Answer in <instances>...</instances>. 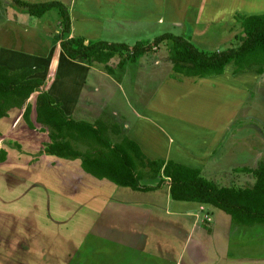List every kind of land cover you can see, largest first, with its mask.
Here are the masks:
<instances>
[{
	"label": "rangeland",
	"instance_id": "obj_1",
	"mask_svg": "<svg viewBox=\"0 0 264 264\" xmlns=\"http://www.w3.org/2000/svg\"><path fill=\"white\" fill-rule=\"evenodd\" d=\"M21 1H57L66 8L72 3ZM188 1L190 7L184 11L190 21H185L195 24L197 8L193 9ZM207 4L212 6L210 12L215 13L217 21L203 18L195 26L138 21L124 24L121 29L117 24H108L103 40L130 48L110 62L115 73L108 75L103 66L88 68L86 59L74 61L64 55L60 47L64 36L62 17L57 8L36 18L16 0H0V66L12 71L42 67L44 72L36 75L44 80L41 90L64 106L69 117H85L92 123L102 114H110L116 122L125 121L144 138L150 158L156 157V152L170 158L177 156L179 163L193 168H200L205 159L201 170L206 179L223 187H251L254 176L235 169L255 168L264 161V71L259 72L258 66L246 70L251 84H257L247 91L253 97L246 100L242 95L243 99L236 95L226 98L228 91L217 92L212 86L198 94L181 88L169 92L165 87V72L171 63L167 45L139 61H131L138 42L154 45L155 39L165 33L182 36L204 52L239 47L244 37L240 24L236 21L225 25L218 14L223 11L221 5L211 0ZM230 5L232 2H226L225 8ZM160 54L163 61L157 71L151 61L156 56L151 55ZM120 62L126 65L120 67ZM226 70L219 80L227 86L221 89L245 93L244 76L233 74V64ZM158 86L161 88L157 91ZM37 96L35 93L29 100L34 108ZM23 113V109H14L8 119L0 120V150L8 156L0 162V264H122L124 253L133 256V264H147L146 257L156 253L170 255L167 260L180 255L185 237L164 220L173 217L168 213L172 209L190 208L186 205L189 202L172 200L165 209V186L151 192L134 191L86 173L80 159L45 156L50 129L36 122L35 112L31 116L35 129H30ZM127 133L122 130V135ZM212 147L216 152H209ZM159 181L147 178L141 183L156 186ZM208 210L215 213L216 220L219 218V225L214 222L216 241L204 246L208 257L202 264H264V225L247 226L246 233L241 229L234 233L229 229L231 217L227 213L211 205ZM212 228L204 230L208 233ZM231 234L229 253L225 245ZM192 249L189 245L183 251V264H195L190 257ZM86 251L91 254L85 255Z\"/></svg>",
	"mask_w": 264,
	"mask_h": 264
},
{
	"label": "trees",
	"instance_id": "obj_2",
	"mask_svg": "<svg viewBox=\"0 0 264 264\" xmlns=\"http://www.w3.org/2000/svg\"><path fill=\"white\" fill-rule=\"evenodd\" d=\"M16 4L36 18L57 8L62 17L64 36L60 47L64 55L74 61L86 59L92 67L103 66L108 75L115 73L110 62L130 49L123 43L70 37V13L60 2L30 3L16 0ZM235 20L244 33L241 45L237 48L204 52L182 36L165 33L155 39L154 45L145 46V43L138 42L131 61L136 62L146 53L167 45L170 47L169 60L173 71L185 77L223 75L230 64H233L236 73H243L254 66L260 67L259 72L262 73L264 15L237 14ZM124 65L123 62L119 63L120 67ZM43 72L42 67L12 71L0 66V120L8 117L13 109H23L24 121L30 129H35L31 120L34 107L29 100L38 93L36 122L50 129V141L45 144L44 153L65 160L80 159L86 173L134 191L151 192L160 189L169 180L170 196L174 201L214 206L227 213L232 222L239 226L264 225V161H260L255 168L235 169V172L254 176L252 187H223L203 177L200 169L172 160L148 159L134 140L122 135V126L110 117L102 115L94 123L69 117L51 94L41 90L44 80L36 75ZM77 146H83L86 150L82 151ZM6 159L7 152L0 150V162ZM147 178L160 181L156 186H144L141 182Z\"/></svg>",
	"mask_w": 264,
	"mask_h": 264
},
{
	"label": "crops",
	"instance_id": "obj_3",
	"mask_svg": "<svg viewBox=\"0 0 264 264\" xmlns=\"http://www.w3.org/2000/svg\"><path fill=\"white\" fill-rule=\"evenodd\" d=\"M208 1L209 0H191V3L193 4V9L194 7L197 8V13L195 14V17H196L195 24L193 22H190V23L187 22L188 26H192V25L195 26L196 24L198 25L200 21L203 20V18L205 19L208 17L211 18L209 22H211L212 20L217 21L218 17L214 15L215 13L210 12V11H213V8L212 6L207 4ZM211 1L213 2V4L221 5V8L223 11L219 12L218 14L220 15V17H222L221 19H223L225 25L229 23H235L236 22L235 16L237 14L246 15V16L264 15V0H211ZM71 2H72L71 5L67 7L70 13L71 22H72L70 37L84 38L87 41L103 40L105 33L109 31L107 29V26L110 23H113L115 25L117 24L119 27L117 29H121L124 27L123 26L124 24H131L133 22H138V21L157 23L159 25H164V26L165 25L171 26V24L174 25V24H179L182 22L186 23L185 21L186 19L190 21V18L188 17L187 12L184 11L187 7H190V3L188 0H72ZM226 2H232V5L228 6V9L225 8ZM180 6H183V8H181L180 10H177L178 7ZM2 11L3 10H1L0 13ZM1 17L4 18V15L1 14ZM179 18H182V19H179ZM1 20L2 19L0 18V21ZM209 22L206 24H209ZM155 50H158V49L156 48ZM157 52H153V53H157ZM147 54H150V52L146 53V55ZM151 56L153 57L156 56V58L151 59V61H152V65L157 67V71H158L159 67L162 66L161 61H163V58H162L163 55L160 54V55H151ZM142 57H144V55L141 56L138 59V61ZM146 59H149V58H146ZM163 65H166V64L163 63ZM90 67L94 68L88 65V68ZM167 67H168L167 72H165V74L167 75V79L165 81L166 82L165 87H167L169 92H173L181 88V89H186L189 92V94L190 93L198 94L200 90L202 91L212 86V88L217 92L228 91L229 93L226 95V98H230V97L233 98L232 95H236L237 97L242 98L240 97L242 95L243 98L247 100L248 97L252 96V94H249V92L247 91L250 89H253L255 86L257 87L256 83L254 85L251 84L252 79L247 78V75L250 74L249 71H244L243 73H236L234 71L233 73L234 75H243L247 82L245 83V87L247 88L246 92L243 94H239V93H236V91H234L231 88H227L226 90L221 89V86L226 87L227 85L224 84V82L220 81L219 79L227 73V70L223 75H217V76L213 75V76H207L204 78H198V77H185V76L175 73L173 71V67L171 63H168ZM35 68L36 67L32 69H35ZM160 88L161 87L158 86L157 91ZM242 99H239V100H242ZM205 103H207L206 99H204V104ZM10 112H9V115H10ZM33 112H35V108L33 109ZM75 116H78V115H75ZM108 116L110 117L111 115L108 114ZM8 117L4 118V120L8 119ZM111 119L114 120V118H111ZM82 120L86 121V118L84 117ZM94 122L95 121H92V123ZM119 124L122 126L124 131L128 130L127 136H129L132 140H134L140 146V148L142 149V151L144 152V154L146 155L148 159L165 160V161L172 160V161L179 163L177 161L179 160L177 159V156L173 158H170V155L168 157H165V156L159 155L158 152L155 153L156 157L150 158L144 149L145 142L142 140L144 138L136 134L135 130L132 129V126H130L125 121L122 124L121 123ZM210 149L211 150H209V152H213V153L216 152V148L212 147ZM44 155L46 156L45 153ZM204 163H206L205 159L202 160L201 167L197 169L201 170ZM180 164L185 165L184 163H180ZM80 166H81V162H80ZM245 167H248V166H245ZM201 172L203 175V169L201 170ZM165 184H164L165 186L164 189H167V196H168L167 201H166L167 204L165 207V209H167V207L172 205L171 203L173 199L170 196V186H169L170 182L166 181ZM186 205H189L190 208H187L186 210L184 209L183 211L181 210L173 211L172 209L168 213L174 218L173 217L165 218L164 220L167 226L170 227L171 225L172 228H174L175 233L177 232L179 233V235H183L185 237L184 249L182 250V252L180 253L178 257H174V258L171 257L169 258V260L167 259L168 257H170V255L163 253V252L156 253L155 255H149L148 257H146L147 264H183V259H182L183 251L185 250V248L189 247V245H193V249L190 254V257L195 262V264H202L204 258L208 257L207 252H205L204 250V246H206L209 242L211 243V240L213 241V243H215L216 226L214 222H216L217 225H219V218H217L216 220L215 213L208 210V205L198 203V205L196 206L195 202H189ZM174 206L177 207L178 204ZM154 207L157 208L155 205ZM207 224H210L209 226L213 225V228L211 229L213 230L212 232L206 233L207 231L204 230V227H209ZM247 228L248 227L239 226V225L234 224L232 222V219H231V222L229 223V229L232 230L234 233H239L240 229H241L240 231L241 233H246ZM85 236H87V234ZM231 241H232V234L230 235V239H228L225 245V248L228 247L229 253L231 250ZM85 242L86 240L81 244H84ZM80 246L79 245L75 246L76 252L77 250H79ZM225 248L223 250H225ZM86 252L87 254L85 255L91 254L88 251ZM214 252L217 253L218 250H214ZM129 256L130 254L127 255L126 253H124V257L121 258L120 263L127 264L129 262L128 264H133V256L132 257H129Z\"/></svg>",
	"mask_w": 264,
	"mask_h": 264
}]
</instances>
